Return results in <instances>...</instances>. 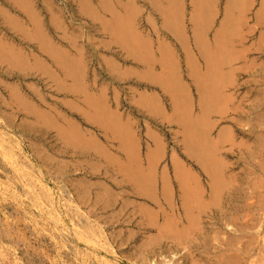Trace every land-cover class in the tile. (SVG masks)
I'll list each match as a JSON object with an SVG mask.
<instances>
[{
  "label": "rangeland",
  "instance_id": "374dc122",
  "mask_svg": "<svg viewBox=\"0 0 264 264\" xmlns=\"http://www.w3.org/2000/svg\"><path fill=\"white\" fill-rule=\"evenodd\" d=\"M166 2L0 0V264H264V0H245L237 4L240 8L233 0ZM169 10L174 11L173 16H167ZM125 15L133 24L126 19L128 27L131 25L129 43L121 41L113 31V18L125 20ZM223 37L225 53L219 47ZM212 53L220 61L216 73L220 77L223 74L216 94L225 96L219 100L216 95L214 103L206 101L202 89L211 84L208 55ZM168 79L171 86L165 82ZM261 124L263 129L257 126ZM68 135L80 140L70 143ZM199 142L208 151L204 155L207 161L211 159L212 166L200 156ZM83 143L87 145L81 146ZM205 144L212 145L211 149ZM183 168L198 173L205 189L212 183L210 173L217 171L219 178L223 177L221 181L224 179L221 183L228 185L226 189L237 190L231 200L233 206L225 211L219 208L223 222L214 230L219 237L217 250L209 246L212 240H207L209 234L204 233L202 238L206 235V239L200 237L198 241L203 247L186 250L181 246L173 253L166 249L150 253L147 242L155 233L141 230V215L130 218L139 211L142 200L132 199L134 205L130 204L122 216L128 215L123 218L125 223L129 218L124 226L115 223L111 227L121 209L122 197L118 183L110 176L125 169L160 174L161 170L173 173ZM104 188H112L120 197H109ZM103 194L110 199L103 198ZM244 194L250 197L249 212L255 210L248 216V252L243 249L242 233L236 231V225L231 223L233 230L226 226L232 214L241 216ZM100 203L99 209L96 205ZM102 214L108 216L107 222L112 220L103 225L106 235L98 230L97 219ZM225 218L230 220L224 224ZM204 226L206 231L212 228ZM115 230H119L118 236ZM235 236L240 237L239 245H234V252H225L222 240L230 238L236 243ZM215 253L220 254L219 260L214 258Z\"/></svg>",
  "mask_w": 264,
  "mask_h": 264
},
{
  "label": "bare ground",
  "instance_id": "6f19581e",
  "mask_svg": "<svg viewBox=\"0 0 264 264\" xmlns=\"http://www.w3.org/2000/svg\"><path fill=\"white\" fill-rule=\"evenodd\" d=\"M24 1V0H23ZM173 1H175V0H173ZM182 1V0H181ZM213 1V0H212ZM234 1H236V2H234ZM245 0H233V2H234V4L237 6V4L239 5L240 3H242L243 2V4L244 3H246V2H244ZM25 2H26V0H25ZM82 2V1H81ZM168 2H169V0H168ZM168 2H166V3H168ZM238 2V3H237ZM32 3V2H31ZM45 3V2H44ZM86 2L84 1V4H85ZM173 3H176V2H173ZM172 3V4H173ZM204 4V3H203ZM202 4V5H203ZM168 5H171V2H169V4ZM205 5H209V3H205ZM173 6V5H172ZM172 6H170V8L172 7ZM175 6H176V4H175ZM19 7H20V5H19ZM27 7V6H26ZM25 7V8H26ZM198 7H200V6H198ZM237 7H241V6H237ZM201 8V7H200ZM207 8V7H206ZM18 9V8H17ZM23 9V8H22ZM27 9V8H26ZM169 9V8H168ZM19 10H21V9H19ZM25 10V9H24ZM27 10H29V9H27ZM49 10V9H48ZM132 10V9H131ZM171 10H173V8L171 9ZM171 10H169V14L168 13H165V14H168L167 16H169L170 15V11ZM22 11V10H21ZM26 11V10H25ZM49 11H51V10H49ZM173 13H174V11H172ZM200 12H201V10H200ZM206 12H208V10L206 11ZM173 13H171V16H173L172 14ZM202 13H204L203 11H202ZM3 14V13H2ZM5 15H6V13H4ZM52 14V13H51ZM210 14V13H209ZM202 15V14H201ZM200 15V16H201ZM1 16V15H0ZM32 16H34V15H32ZM52 16H53V14H52ZM126 16V15H125ZM124 16V17H125ZM129 16V15H128ZM128 16H126V18H125V20H123V19H118V17L116 18H113V20L114 19H116V26L114 27V34L116 35V36H118V38L121 40V41H123V42H127V43H129V39H131V38H129L128 39V35H129V29L131 28L130 26V28L128 27V25H127V21H128V24L129 23H131L132 24V20H131V22H129L130 21V19L129 18H127ZM132 16V15H131ZM130 16V17H131ZM166 16V17H167ZM199 16V15H198ZM229 16H231V13H230V15ZM30 17V16H29ZM28 17V18H29ZM38 17V16H37ZM58 17V16H57ZM134 17V16H133ZM170 17V16H169ZM227 17V16H226ZM32 18V17H31ZM36 18V17H35ZM233 18V17H232ZM118 19V20H117ZM126 19H127V21H126ZM131 19H132V17H131ZM229 19V18H228ZM238 19V18H237ZM37 21H39L38 19H36ZM35 20V21H36ZM232 20V19H231ZM34 21V22H35ZM112 21V20H111ZM133 21H134V19H133ZM176 21V20H175ZM229 21V20H228ZM52 22V21H51ZM113 22V21H112ZM112 22H111V25H112ZM167 22H168V20H167ZM172 22V21H171ZM232 22L233 23H235L236 24V22H238V20H232ZM35 23H37V22H35ZM34 23V24H35ZM230 23H231V21H230ZM33 24V25H34ZM41 24V23H40ZM61 24V23H60ZM19 25V24H18ZM17 25V26H18ZM107 25V24H106ZM133 25V24H132ZM226 25H228V27H229V24H226ZM233 25V24H232ZM238 25V24H237ZM237 25H234L233 27H237ZM24 26V25H23ZM36 26V25H35ZM40 26V25H39ZM64 26V25H63ZM38 27V26H37ZM22 28V27H21ZM25 28V27H24ZM56 28V27H55ZM112 28V27H111ZM129 28V29H128ZM15 29V28H14ZM57 29V28H56ZM66 29V28H65ZM235 29H237V28H235ZM35 30H37V29H35ZM62 29H60V31H61ZM234 30V29H233ZM30 31V30H29ZM32 31H33V29H32ZM63 31L66 33V31L63 29ZM23 32H24V30H23ZM36 32V31H35ZM134 32V31H133ZM18 33H20V32H18ZM41 33V32H40ZM235 33V32H234ZM24 34V33H23ZM36 34H38V30H37V33ZM130 34H131V32H130ZM40 35V34H39ZM63 35V34H62ZM66 35V34H65ZM132 35V34H131ZM263 34H261V36H262ZM46 36H47V34H46ZM58 36V35H57ZM67 36V35H66ZM69 36V35H68ZM135 36V35H134ZM225 36V35H224ZM46 38L44 35L42 36V38ZM39 38V37H38ZM225 37H223L221 40V44H220V49H221V52L223 53H225V47H223L224 46V44H225V42H226V39H225V41L223 40ZM264 38V37H263ZM46 39H48V38H46ZM76 39V38H75ZM27 40V39H26ZM42 40V39H41ZM51 40V39H50ZM134 40V39H133ZM39 41H40V39H39ZM71 40H69V42H70ZM31 42V41H30ZM45 42V41H44ZM44 42H42V44L44 43ZM47 42V41H46ZM132 42V41H131ZM134 42V41H133ZM41 43V42H40ZM126 43V44H127ZM8 44V43H7ZM41 44V45H42ZM125 44V45H126ZM142 45H143V43H141ZM44 45H46V44H44ZM49 45H51V43H50V41H49ZM48 45V46H49ZM134 45V44H133ZM146 44H145V42H144V46H145ZM1 46V45H0ZM39 46V45H38ZM51 46H53V45H51ZM72 46V45H71ZM70 46V47H71ZM143 46V47H144ZM9 47H10V49L12 48V46H10L9 45ZM44 47V46H43ZM54 47V46H53ZM60 47V46H59ZM15 48V47H14ZM13 48V49H14ZM41 47H39V49H40ZM45 48V47H44ZM48 48V47H47ZM56 48V47H55ZM54 48V50L56 51V49ZM7 49V48H6ZM9 49V50H10ZM60 49V48H59ZM65 49V48H64ZM164 49H165V47H164ZM219 49V50H220ZM12 50V49H11ZM10 50V51H11ZM15 50V49H14ZM20 50V49H19ZM48 50V49H47ZM61 50V49H60ZM78 50V49H77ZM217 50V49H216ZM15 51H17V50H15ZM65 50H63V52H64ZM12 52H14V51H12ZM18 52V51H17ZM53 52V51H52ZM57 52V51H56ZM66 52V51H65ZM79 52V51H78ZM11 53V52H10ZM43 53V52H42ZM47 53V52H46ZM48 53H51V51L49 52V50H48ZM169 53V52H168ZM6 53H5V51H4V55H5ZM13 54V53H12ZM18 55V57H19V54L20 53H17ZM33 54V53H32ZM45 54V53H44ZM57 54V53H56ZM170 54V53H169ZM188 54H190L189 52H188ZM234 54H236V53H234ZM14 55H15V52H14ZM34 55H36V53L34 54ZM46 55H50V54H46ZM53 55H55V54H53ZM57 55H60L59 53L57 54ZM66 55V54H65ZM163 55V54H162ZM166 55V54H165ZM226 55V54H225ZM6 56V55H5ZM16 56V57H17ZM56 56V55H55ZM67 56V55H66ZM187 56H189V55H187ZM191 56V55H190ZM189 56V57H190ZM218 56H219V54H218ZM223 56V55H222ZM13 57V56H12ZM21 57H22V54H21ZM38 57V56H37ZM83 57V56H82ZM9 58V57H8ZM33 58V57H32ZM53 58H54V56H53ZM56 58H58V56H56ZM168 58H169V60H170V58L171 57H169V55H168ZM208 58H209V70H210V74L208 73V72H206V73H208V75H209V77L211 78V84H210V86H208V87H206V88H204V86H203V88L202 89H204V91H203V93L205 92V98H207L208 100H206L207 102H210L211 101V103H214L215 102V99L216 98H219V100L220 99H222V97L223 98H225V96H223V94L222 95H220V94H216L217 93V89H219V87L221 86V83H222V81H221V77L223 76V74L221 75V77L216 73V71H217V68L219 67L218 66V63L220 62L219 61V57L217 58L216 56H215V54H209L208 55ZM221 58V57H220ZM3 59H5V58H3ZM10 59V58H9ZM8 59V60H9ZM14 59V58H13ZM20 59V58H19ZM55 59V58H54ZM59 59V58H58ZM63 59V58H62ZM69 59V58H68ZM228 59V58H227ZM18 60V59H17ZM17 60H14V61H16L17 62ZM26 60V59H25ZM35 60V59H34ZM60 61H61V59H59ZM58 60V61H59ZM65 60V59H64ZM174 60V59H173ZM189 60V59H188ZM11 61V60H10ZM13 61V62H14ZM22 61H24L23 60V58H22ZM60 61H59V63H60ZM65 61H67V60H65ZM165 61H166V59H165ZM172 61V60H171ZM75 62H77V61H75ZM82 62V61H81ZM225 62V61H224ZM22 63H24V62H22ZM43 63V62H42ZM61 63L63 64V60L61 61ZM80 63V62H79ZM83 63V62H82ZM161 63H164V61L163 62H161ZM228 63V62H227ZM20 64V63H19ZM47 64V63H46ZM61 64V65H62ZM167 64V63H166ZM76 65H78V63H76ZM56 66H58L57 65V63H56ZM64 66V65H63ZM62 66V67H63ZM65 66H66V62H65ZM73 66V65H72ZM80 66V65H79ZM176 66V65H175ZM24 67V66H23ZM38 67V66H37ZM48 67H49V65H48ZM46 68V69H49V68ZM59 67V66H58ZM68 67V66H67ZM81 67H83V66H81ZM169 67V66H168ZM76 68H78V67H76ZM75 68V69H76ZM80 68V67H79ZM171 68V67H170ZM73 69V68H72ZM83 69V68H82ZM61 70V69H60ZM67 70V69H66ZM68 70H69V68H68ZM80 70H81V68H80ZM21 71H23V70H21ZM26 71V70H25ZM30 71H31V69H30ZM39 71V70H38ZM153 71V70H152ZM164 71V70H163ZM232 71H234V69L232 70ZM237 71V70H236ZM24 72V71H23ZM27 72V71H26ZM42 72H44L43 70H42ZM47 72V71H46ZM63 72V71H62ZM68 72V71H67ZM70 72V71H69ZM154 72V71H153ZM235 72V71H234ZM72 73H74L73 72V70H72V72L70 73V74H72ZM36 74V73H35ZM69 74V75H70ZM49 75V74H48ZM67 75V74H66ZM68 75V76H69ZM75 75V74H74ZM78 75H79V73H78ZM228 75V74H227ZM43 76V75H42ZM54 76V75H53ZM56 76V75H55ZM54 76V77H55ZM76 76V75H75ZM80 76V75H79ZM207 76V75H206ZM205 76V78H207ZM230 76V75H229ZM77 77V76H76ZM226 77H228V76H226ZM225 77V78H226ZM67 78V77H66ZM78 78V77H77ZM229 78V77H228ZM47 79H48V77H47ZM56 79V78H55ZM81 79V78H80ZM263 79V78H262ZM75 81L77 80V79H74ZM73 80V81H74ZM169 80V79H168ZM166 80L165 82H166V84L168 83L169 85H170V81L171 80ZM226 80H228L227 78H226ZM264 80V79H263ZM58 81H60V80H58ZM64 81V80H63ZM79 81V80H78ZM177 81V80H176ZM0 82H1V80H0ZM54 82V81H53ZM61 82V81H60ZM165 82H164V84H165ZM207 82V81H206ZM228 82V81H227ZM260 82V81H259ZM262 82V81H261ZM260 82V83H261ZM58 83V82H57ZM74 83H77V81L76 82H74ZM182 83V82H181ZM225 83V82H224ZM223 83V84H224ZM258 83V82H257ZM55 84V83H54ZM65 84V83H64ZM66 84H68V83H66ZM73 84V83H72ZM78 84V83H77ZM77 84H74L75 85V87H76V85ZM84 84V83H83ZM82 84V85H83ZM172 84V83H171ZM203 84H205L206 85V83L204 82ZM208 84H209V82H208ZM207 84V85H208ZM180 84H178V86H179ZM182 85H183V83H182ZM225 85V84H224ZM223 85V86H224ZM70 86V85H69ZM95 86V85H94ZM166 86H168V85H166ZM171 86V85H170ZM170 86H168L169 88H170ZM173 86V85H172ZM201 86V87H202ZM223 86H222V88H223ZM58 87V86H57ZM60 87V86H59ZM73 87V86H72ZM78 87V86H77ZM77 87H76V89H75V91H77ZM183 87H184V85H183ZM182 87V88H183ZM10 88V87H9ZM13 88V87H12ZM83 88H84V86H83ZM263 88V87H262ZM17 89V88H16ZM31 89V88H30ZM181 89V88H180ZM184 89V88H183ZM34 90H37V89H35L34 88ZM73 90V89H72ZM80 90V89H79ZM68 92H69V90H67ZM66 91V92H67ZM8 92H9V90H8ZM14 92V91H13ZM20 92V91H19ZM36 92V91H35ZM71 93H73L72 91H71ZM87 93V92H86ZM201 93H202V91H201ZM219 93V92H218ZM222 93H223V91H222ZM215 94V95H214ZM70 95V94H69ZM216 95H217V97H216ZM12 96V95H11ZM21 96V95H20ZM23 96V95H22ZM156 96V95H155ZM219 96V97H218ZM147 97V96H146ZM154 97V96H153ZM157 97V96H156ZM216 97V98H215ZM96 98V97H95ZM145 98V97H144ZM158 98V97H157ZM157 98H155V99H157ZM202 98H204V94L202 95L201 94V100H202ZM24 99V98H23ZM87 99H89V96H88V98ZM98 99V98H97ZM226 99H228V98H226ZM99 100V99H98ZM205 100V99H204ZM217 100V99H216ZM224 100V99H223ZM223 100L220 102V104H223L222 102H223ZM5 101V100H4ZM26 101V100H25ZM40 101H41V99H40ZM97 101V100H96ZM96 101H95V104H94V106L95 105H97L98 104V102L96 103ZM6 102V101H5ZM91 102H93V100L91 101ZM203 102V101H202ZM205 102V101H204ZM224 102H225V100H224ZM62 103V102H61ZM100 103V102H99ZM12 104V103H11ZM20 104V103H19ZM43 104V103H42ZM207 103H203V105H206ZM216 105H219V104H216ZM7 106H8V104H7ZM78 106V105H77ZM91 106V105H90ZM99 105H97V107H98ZM104 106V105H103ZM211 106V105H210ZM212 108H215L214 107V105L212 104ZM79 107V106H78ZM207 107V106H206ZM30 108V107H29ZM96 108V107H95ZM102 108V107H101ZM31 109V108H30ZM33 109V108H32ZM203 109V108H202ZM28 110V109H27ZM100 110V109H99ZM205 110V112H207V109H204ZM204 110H203V112H204ZM209 110V109H208ZM211 110V109H210ZM210 110H209V112H210ZM23 112V111H22ZM38 112V111H37ZM27 113V112H26ZM30 113V112H29ZM57 113V112H56ZM208 113V112H207ZM261 113V112H260ZM259 113V114H260ZM32 114H34V113H32ZM32 114H30V115H32ZM204 114V113H203ZM29 115V114H28ZM59 115V114H58ZM257 115V114H256ZM44 116H46V115H44ZM48 116V115H47ZM49 116H51V117H53L52 116V114L51 115H49ZM62 116V115H61ZM59 117H60V115H59ZM54 118V117H53ZM65 118V117H64ZM264 118V117H263ZM40 119V118H39ZM52 119V118H51ZM60 119H61V117H60ZM69 119V118H68ZM261 119H262V117H261ZM260 119V120H261ZM45 120V119H44ZM259 120V121H260ZM29 122V121H28ZM67 122V121H66ZM69 122V121H68ZM262 121H260L259 123H261ZM258 123V124H259ZM262 123H264V120H263V122ZM72 124V123H71ZM70 124V125H71ZM35 125V124H34ZM262 125L263 124H261V125H257V126H260V128H262ZM79 126V125H78ZM71 127H72V125H71ZM255 127V126H254ZM71 129V128H70ZM74 129V128H73ZM256 129H258V127H256ZM255 129V130H256ZM263 129V128H262ZM77 130V129H76ZM75 130V131H76ZM264 130V129H263ZM60 131H61V129H60ZM62 131H64V129H62ZM61 131V132H62ZM222 132V131H221ZM254 132H256V131H254ZM263 132V131H262ZM78 133V132H77ZM257 133V132H256ZM61 134H63V133H61ZM83 134V133H82ZM219 134H222V133H219ZM79 135H80V131H79ZM258 135H259V133H258ZM261 135V134H260ZM259 135V136H260ZM69 137H70V141L68 140V142H70V143H72V142H75L76 141V139L78 138H75V140H73L74 139V137L76 136V135H73L72 137H71V135H68ZM67 136V138H69ZM78 136V135H77ZM220 136V135H219ZM262 136V135H261ZM264 136V135H263ZM59 137V136H58ZM91 137V136H90ZM65 138V137H64ZM95 138V137H94ZM108 138V137H107ZM132 138V137H131ZM261 138H263V137H261ZM79 140H80V138H78ZM86 140V139H85ZM84 139H83V141H85ZM95 140H97L96 138H95ZM262 140H264V139H262ZM78 141V140H77ZM82 141V142H83ZM88 141V140H87ZM87 141H86V143H87ZM89 142V141H88ZM214 142V141H213ZM86 143H83V144H81V146L82 145H87ZM92 143V142H91ZM263 143H264V141H263ZM74 144V143H73ZM77 144H80V143H77ZM136 144V143H135ZM197 144V143H196ZM76 145V144H75ZM75 145H73V146H75ZM95 145V144H94ZM124 145H125V143H124ZM203 144L201 143V142H199L198 143V145H197V147H199V149L201 150V151H199V152H201V154L202 155H200V156H203L202 158H204L205 159V162H206V164L208 165V166H212V163H211V159H210V161H207V158H206V156L204 155L205 154V152H208L206 149H205V147L203 148V146H202ZM206 145V144H205ZM40 146V145H39ZM60 146V145H59ZM98 146H101V144L99 145L98 144ZM125 146H127V145H125ZM132 146V145H131ZM136 146V145H135ZM192 146H193V144H192ZM206 146H208L210 149H211V147H212V145H211V147L209 146V145H206ZM78 147H80L79 145H78ZM84 147V146H83ZM102 147V146H101ZM132 147H134V146H132ZM190 147V146H189ZM214 147V146H213ZM100 148V147H99ZM103 148V147H102ZM40 149H41V147H40ZM195 149H196V147H195ZM98 150V149H97ZM125 150H129L128 148L127 149H125ZM209 150V149H208ZM213 150V149H212ZM44 152H45V150H43ZM95 151V150H94ZM130 151V150H129ZM133 151V150H132ZM194 151V150H193ZM197 152H198V148H197V150H196ZM82 152V151H81ZM87 152V151H86ZM135 152V151H134ZM137 152V151H136ZM198 152V153H199ZM94 153V152H93ZM106 154V153H105ZM104 154V155H105ZM135 154V153H134ZM138 154V153H137ZM153 154V153H152ZM47 155V154H46ZM108 155V154H107ZM106 155V156H107ZM109 156V155H108ZM112 156H113V154H112ZM136 156V155H135ZM150 156V155H149ZM148 156V157H149ZM111 157V156H110ZM148 157H146L147 159H148ZM152 157V160H153V156H151ZM108 157H106V159H107ZM111 158H113L114 159V157H111ZM135 158V157H134ZM211 158V157H210ZM221 158V157H220ZM130 159L131 158H129V160L128 161H130ZM146 159V160H147ZM52 160V159H51ZM133 160V159H132ZM209 160V159H208ZM216 160H218V159H216ZM221 160V159H220ZM254 160V159H253ZM50 161V160H49ZM141 161V160H140ZM214 161V160H213ZM223 161V160H222ZM221 161V162H222ZM108 162V161H107ZM110 162V161H109ZM180 162V161H179ZM201 162H202V164H203V160H201ZM210 162V163H209ZM221 162H219V163H221ZM248 162V161H247ZM84 163V162H83ZM93 163V162H92ZM95 163V162H94ZM218 163V164H219ZM96 164H98V163H96ZM108 164V163H107ZM113 164V163H112ZM205 164V165H206ZM215 164V163H214ZM223 164V163H222ZM249 164V163H248ZM150 165H152V164H149V166ZM204 165V164H203ZM221 164H219L218 166H220ZM250 165H252V164H250ZM254 165V164H253ZM262 165V164H261ZM260 165V166H261ZM92 166V165H91ZM97 166V165H96ZM183 166V165H182ZM218 166H216V167H218ZM222 166V165H221ZM255 166V165H254ZM54 167V166H53ZM95 167V166H94ZM148 167V166H147ZM202 167V166H201ZM205 167V166H204ZM203 167V168H204ZM207 167V166H206ZM258 167H259V165H258ZM262 167V166H261ZM143 168V167H142ZM145 168V167H144ZM210 167H208V169H209ZM254 168V167H253ZM146 169H148V168H146ZM185 168H183V170H174V172L173 173H168L167 171H163V170H161V173L160 174H157V172L155 173V172H152V170H150V172L147 170V171H145V170H142V169H134V170H127V169H125V171H123L122 173H118V174H116V176H110V178L109 179H111L113 182H117L118 184H116V185H118V188L120 187V191H121V197H122V206L120 207L121 209H120V211H116V210H114V211H116L117 213H118V215L115 217V219H113L114 220V222H111V221H109V222H107L108 220V216L107 215H103L104 213L105 214H108V211H106V212H104V210H103V214H102V216L101 217H99L98 218V216H96V218L95 219H97L98 221H99V227H98V230H100L101 231V233L102 234H104L105 233V230H106V227L105 226H107V225H109L108 223H110L111 222V224L110 225H112L111 227H113L114 225H117V224H121V225H123L124 223H125V221L123 220V218L127 215H125L124 217H122L123 216V214L126 212V209L129 207V206H131L130 204H133L134 203V201L132 200V199H134V200H142L141 201V203L142 204H139V211H134L132 214V216L130 217V218H132V220H133V217H135L136 215H141V219H142V221H143V223H142V221L139 219V221H141V223L142 224H140L139 223V225L138 226H140L141 227V230H146L148 233H155V235H153V236H150L149 238H148V242H147V244H149V247H150V253H152V254H156V249L159 251V249L161 250V251H163V250H167V251H169V252H174V251H176V250H179V248L181 247V246H186V250H187V247H189V248H194V247H198V246H200L199 245V243H198V241H199V239H200V237L202 238V235L205 233H208L209 234V239H207V240H209L210 241V239L212 240V242H211V245H209V246H212L213 247V249H216L217 250V244L219 243V237H218V232L216 231H214L215 230V226H219V223H221V221L223 220H220V217H221V214H220V217H219V212H220V210L221 211H223L224 209H227V207L228 206H233V203H231V200L233 199V197L237 194V190H235V189H233V188H231V189H226L227 188V186H225L224 184H222L221 182L224 180H222L221 181V179L223 178H219V172L217 173V171H213L212 173H210V171H209V173L212 175V177L211 178H213V179H210V182H212V183H210L209 185H208V188L207 189H205L204 188V186H203V184H202V182L200 181V177L196 174V173H194V171L193 172H186V169L184 170ZM205 169V168H204ZM217 169V168H216ZM220 169H222V168H220ZM252 169V168H251ZM93 170H95V169H93ZM167 170V169H166ZM207 170V169H206ZM210 170V169H209ZM218 170V169H217ZM256 170V169H255ZM261 170H263V168L261 169ZM97 171V170H96ZM163 171V172H162ZM219 171V170H218ZM250 171V170H249ZM91 172V171H90ZM99 172V171H98ZM207 173H208V171H206ZM251 173V172H250ZM252 173H256V172H253L252 171ZM251 173V174H252ZM223 175V174H222ZM202 177V176H201ZM210 178V177H209ZM220 179V180H219ZM211 180H213V181H211ZM160 181V182H159ZM226 181V180H225ZM224 182V181H223ZM93 183V182H92ZM102 183V181L100 182V184ZM207 183V182H206ZM115 184V183H114ZM208 184V183H207ZM90 185V184H89ZM104 185V184H103ZM205 185V184H204ZM98 186V185H97ZM254 186V185H253ZM87 187H88V184H87ZM95 187V186H94ZM102 188V187H101ZM112 188H104V192H105V194H108L109 195V197H111L110 195H112V196H114V197H120V195L119 194H117L116 192H114V190H111ZM256 189V188H255ZM91 190V189H90ZM100 190V189H99ZM118 190V191H119ZM102 191V190H101ZM242 191V190H241ZM99 192V191H98ZM98 192H96L95 194H97ZM104 192H102V193H104ZM246 192V191H245ZM248 192V191H247ZM92 193V192H91ZM101 193V192H100ZM94 194V195H95ZM99 194V193H98ZM247 194V193H246ZM252 194H254V193H252ZM93 195V196H94ZM104 195V194H103ZM102 195V196H103ZM108 195H107V197H108ZM249 195H250V193H249ZM249 195H243V197H241L242 199V210H241V216H239L238 214H232V221H229V223L228 224H226V226H227V228L228 227H231V223H233V225H236L235 227H237V230L236 231H241V235H242V238H241V240L244 242L245 241V239H247L248 237H249V231H248V229H249V224H250V222H251V220L249 221V218H248V216H250L249 215V213L251 212H249V210H250V205H249V203H248V200H250L249 198L250 197H248ZM97 196V195H96ZM99 196V195H98ZM97 196V197H98ZM101 196V197H102ZM239 196H240V194H239ZM251 196V195H250ZM106 196L104 195V197L103 198H105ZM106 197V198H107ZM108 197V198H109ZM118 197V198H119ZM237 197V196H236ZM251 197H253V196H251ZM96 198V197H95ZM107 198V199H108ZM113 198V197H112ZM111 198V199H112ZM117 198V199H118ZM144 198V199H143ZM239 198V197H238ZM258 198V197H257ZM107 199H105V200H103V202H107ZM110 199V198H109ZM108 199V200H109ZM114 199V198H113ZM116 199V198H115ZM121 199V198H120ZM235 199V198H234ZM236 200V199H235ZM238 200V199H237ZM95 201H98L97 200V198L95 199ZM100 201V200H99ZM114 201V200H113ZM94 202V201H93ZM117 202V201H116ZM115 202V204H118V203H116ZM136 202V201H135ZM95 203V202H94ZM110 203H111V201H110ZM137 203V202H136ZM236 203V202H235ZM255 204H256V202H254ZM258 203V202H257ZM253 204V203H252ZM259 204V203H258ZM95 205V204H94ZM99 205H101V203L100 204H97L96 206H99ZM106 205V204H105ZM110 205V204H109ZM134 205V204H133ZM132 205V206H133ZM136 205V204H135ZM236 205V204H235ZM240 205V204H239ZM260 205V204H259ZM113 206V204L112 205H110V207H112ZM117 206V205H116ZM115 206V207H116ZM255 206V205H254ZM263 206V205H262ZM105 207V206H104ZM107 207L109 208V206L107 205ZM106 207V208H107ZM214 207H217L216 209L217 210H214L215 208ZM237 206H235V208H236ZM96 208V207H95ZM106 208H104V209H106ZM137 208V209H138ZM219 208H220V210H219ZM239 208V207H238ZM99 209H100V206H99ZM101 209H103V207H101ZM115 209V208H114ZM136 209V208H135ZM154 209H156V211L154 210ZM229 209V208H228ZM233 209V208H232ZM241 209V208H240ZM210 210V211H209ZM236 210H237V208H236ZM254 210V209H253ZM252 210V212H254ZM225 211V210H224ZM230 211V210H229ZM229 211H227L226 210V212H229ZM233 211V210H232ZM232 211H230V212H232ZM132 212V209H131V211L129 212V213H131ZM251 212V213H252ZM127 213V212H126ZM240 213V212H239ZM250 213V214H251ZM110 215H112L111 214V212L109 213ZM114 214V216H115V212L113 213ZM256 214V213H255ZM98 215V214H97ZM109 215V216H110ZM223 215V214H222ZM231 215V214H230ZM128 216V215H127ZM126 216V217H127ZM225 216H226V214H225ZM228 216H229V214H228ZM227 216V217H228ZM112 217H113V215H112ZM224 217V216H223ZM222 217V218H223ZM226 217V218H227ZM251 217H253V216H251ZM225 218V219H226ZM248 218V219H247ZM103 219V220H102ZM127 219V218H126ZM224 219V220H225ZM251 219V218H250ZM259 219V218H258ZM90 220V219H89ZM110 220V219H109ZM128 220H129V218H128ZM128 220H126V223H127V221ZM137 220V219H136ZM227 220H230V218L229 219H226L225 220V222H224V224L227 222ZM257 220V219H256ZM92 221V220H91ZM123 221V223H121ZM249 221V222H248ZM132 222V221H131ZM131 222H128V224L129 223H131ZM223 222V221H222ZM256 222V221H255ZM94 223H97V221H95ZM115 223H117V224H115ZM125 223V224H126ZM254 223V222H253ZM105 224V226H103ZM107 224V225H106ZM134 225V223L133 224H131V226H133ZM203 225H210V227H212L211 229H209L208 228V230L209 231H206L205 230V226L203 227ZM251 225V224H250ZM124 226V225H123ZM128 226V225H127ZM225 226V227H226ZM120 227V226H119ZM126 227V226H125ZM129 227H130V225H129ZM128 227V228H129ZM142 227H144V228H142ZM234 227V226H233ZM92 228H94V226L92 227ZM97 228V227H96ZM101 228V229H100ZM115 229H116V227H114ZM113 228V229H114ZM133 228V227H132ZM219 228V227H218ZM218 228H216V229H218ZM253 228V227H252ZM110 229V228H109ZM112 229V228H111ZM119 229V228H118ZM125 229V228H124ZM124 229H123V231H124ZM231 229H232V227H231ZM250 229H251V226H250ZM126 230H130V229H127L126 228ZM125 230V231H126ZM132 230V229H131ZM138 230V229H137ZM140 230V229H139ZM140 230V231H141ZM145 230H144V232H145ZM211 230V231H210ZM233 230V229H232ZM234 230V231H235ZM252 230V229H251ZM97 231V230H96ZM118 232H119V230H117ZM117 231L115 230V234L117 233ZM236 231H235V233H236ZM254 231V230H253ZM94 232H95V230H94ZM112 232H113V230H112ZM132 232H134V231H132ZM146 232V233H147ZM99 233V232H98ZM114 233V232H113ZM214 233V234H213ZM231 233V232H230ZM251 233H252V231H251ZM96 234V233H95ZM112 233H110V234H108V236L109 235H111ZM126 234V233H125ZM145 234V233H144ZM104 235H106V233L104 234ZM113 235V234H112ZM112 235H111V237H112ZM117 235V234H116ZM122 235V234H121ZM151 235V234H150ZM207 235V234H206ZM205 235V236H206ZM241 235H239L240 237H241ZM118 236V235H117ZM125 236V235H124ZM128 236V235H127ZM127 236H125V237H127ZM135 236V235H134ZM138 236V235H137ZM204 236V237H205ZM105 237V236H104ZM121 237V236H120ZM133 237V236H132ZM202 238L203 240L204 239H206V238ZM240 237H238L237 236V238H236V236H235V239H236V243H234L235 242V240L234 239H230V238H228V239H226V240H222V241H224V243H223V245H224V247H225V252H234V250H233V248H234V245H239V244H237L238 242V240H240ZM107 238V237H106ZM111 239V238H110ZM110 239L108 240V241H110ZM116 241H117V239L116 238H114ZM119 239V238H118ZM123 239H125V238H123ZM128 239V238H127ZM201 239V240H202ZM220 239H222V238H220ZM244 239V240H243ZM115 240H114V242H115ZM129 240H130V238H129ZM234 240V241H233ZM106 241H107V239H106ZM132 241H133V239H132ZM139 241V240H138ZM142 241H145V240H141V242ZM147 241V240H146ZM206 241V240H205ZM120 241H118V243H119ZM124 242V241H123ZM200 242V241H199ZM221 242V241H220ZM241 242L242 244H245V243H249V242ZM106 243V242H105ZM139 243V242H138ZM240 243V244H241ZM110 244V243H109ZM142 244V243H141ZM146 244V246H144V248L145 247H148V245ZM209 244V243H208ZM249 244H251V243H249ZM108 245V244H107ZM123 245V244H122ZM117 246V245H116ZM124 246V245H123ZM133 246V245H132ZM137 246V245H136ZM201 246L203 247V245L201 244ZM200 246V247H201ZM207 245H205V247H206ZM251 246V245H250ZM249 245H246L245 244V248H243L245 251H247L248 252V248L247 247H250ZM118 247V246H117ZM205 247H204V249H205ZM147 250H148V248H146ZM195 249H197V248H195ZM195 249H193V250H195ZM212 249V248H211ZM221 248H219L218 250H220ZM137 250V249H136ZM141 250V249H140ZM165 250V251H166ZM184 250V249H183ZM182 250V251H183ZM189 250H192V249H189ZM188 250V251H189ZM198 250V249H197ZM134 251V250H133ZM209 251V250H208ZM222 251V249L220 250V253H222L221 252ZM236 251V250H235ZM132 252V251H131ZM142 252V251H141ZM140 252V253H141ZM160 252V251H159ZM180 252V251H179ZM190 252V251H189ZM216 252V251H215ZM218 252V251H217ZM138 253V252H137ZM144 253V252H143ZM163 253V252H162ZM210 253H212V252H210ZM147 254V253H146ZM151 254V255H152ZM168 254V253H167ZM203 254V253H202ZM209 254V253H208ZM216 254V253H215ZM219 254V253H218ZM224 254V253H223ZM176 255V254H175ZM210 255V254H209ZM220 255V254H219ZM219 255H217L216 254V256H214V258L216 257V259H218V257L220 258V256ZM225 255V254H224ZM234 255V254H233ZM172 256V255H171ZM210 256H212V255H210ZM218 256V257H217ZM235 256V255H234ZM139 257V256H138ZM150 257V256H149ZM156 257V256H155ZM233 257V256H232ZM154 258V257H153ZM212 258V257H211ZM155 259V258H154ZM139 260V259H138ZM213 259H211V261H212ZM215 260V259H214ZM213 260V261H214ZM219 260V259H218ZM140 261H144V260H140ZM193 261V260H192ZM210 261V260H209ZM217 261V260H216ZM132 262V261H131ZM191 262V261H190ZM193 262H197L196 260L195 261H193ZM192 262V263H193ZM208 262V261H207ZM218 262V261H217ZM216 262V263H217ZM219 262H221V261H219ZM234 262V261H233ZM140 263V262H139ZM146 263V262H145ZM152 263H155V262H152ZM151 262H150V264H152ZM158 263V262H157ZM202 263V262H201ZM214 263V262H213ZM215 264V263H214Z\"/></svg>",
  "mask_w": 264,
  "mask_h": 264
}]
</instances>
